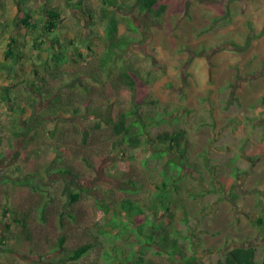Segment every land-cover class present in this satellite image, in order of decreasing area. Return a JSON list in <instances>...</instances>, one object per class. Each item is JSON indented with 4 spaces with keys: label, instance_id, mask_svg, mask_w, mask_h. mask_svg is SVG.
Listing matches in <instances>:
<instances>
[{
    "label": "rangeland",
    "instance_id": "1",
    "mask_svg": "<svg viewBox=\"0 0 264 264\" xmlns=\"http://www.w3.org/2000/svg\"><path fill=\"white\" fill-rule=\"evenodd\" d=\"M75 1H29L36 5V18L41 6L62 14L58 29L44 36L46 44L36 53L30 37L25 39L24 31L17 29L15 0H0V57L10 35L28 39L25 60L16 65V74L0 72V87L37 79L32 62L41 63L44 71L49 48L57 45L70 61L49 78L50 85L62 93L67 109H81L79 115L73 109L61 116L49 114L44 107L51 99L40 98L35 110L42 125L37 127L36 119L30 118L16 135L17 113L0 103V264H107L104 253L111 246L104 235L98 234L101 245L95 238L105 222L95 198L111 203L131 198L147 206L166 163L179 160V150L167 143L143 138L131 155L123 153L113 137L107 121L132 105V92L119 79L126 64L134 70L135 98L144 115H166L163 123L149 126L147 138L165 131L185 132L182 144L188 164L175 177L168 206L157 201L163 230L182 235L188 255H197L193 264H222L239 243L256 246V260L264 264V159L253 165L248 160L249 155L264 153V0H160L167 10L159 19L141 13L137 0H108L113 1L108 15L118 18L119 34L131 40L125 59L111 56L108 61L103 58L110 26L100 19L102 0L82 1L83 8L95 12L96 24L74 8ZM17 89L21 98L31 92L25 85ZM21 98L15 102L22 103ZM10 139L15 147L8 145ZM60 145L66 147L63 163L53 161L59 150L52 148ZM164 150L168 151L162 155ZM230 165L244 172L235 178ZM61 168L77 172L87 189L71 209L73 216L60 214L72 177ZM32 175L50 195L44 218L37 208L46 198L14 182ZM14 216H25L27 232L12 222ZM143 221L137 215L130 229L116 230V245L126 250L134 245L147 260L175 264L146 241L149 227L140 228ZM91 241L95 245L82 258L62 261L63 250Z\"/></svg>",
    "mask_w": 264,
    "mask_h": 264
},
{
    "label": "trees",
    "instance_id": "2",
    "mask_svg": "<svg viewBox=\"0 0 264 264\" xmlns=\"http://www.w3.org/2000/svg\"><path fill=\"white\" fill-rule=\"evenodd\" d=\"M29 1L30 0H15L20 20V24H16V26L18 27L17 29L24 31L23 36H25V39L28 36L30 37L32 40V50L36 53H40L43 49V45L46 44L44 36H50L58 29L59 21L62 20V14L53 7L41 6L40 10L42 11V14L36 18L34 12L36 5L34 3H29ZM82 1L83 0H77L73 2L72 5L75 9L81 10L90 20V23L96 24L97 21L94 20V11L92 9L83 8ZM109 1L102 0V6L100 7L99 12L100 19H106L110 26L107 36L108 44L106 45L107 58H103L104 61H108V57L111 56H113V59H116L117 57L125 59V50L131 42V40L127 39V37L119 34L120 23L118 18L114 15H108L110 4L113 3V1ZM137 7L141 13L150 12L151 16L155 19H159L167 10V4L161 2L160 0H137ZM39 36L41 37L40 39L38 38ZM27 43L28 39L27 41H21L16 38L15 35H10L6 44V49L3 51L2 57H0V72L8 71L11 74L17 73L16 65L22 64L27 56L24 51L25 47H27L25 44ZM231 44L236 43L235 41H232ZM49 49H51V51H49L50 54L48 59L50 61L48 62V60H45L42 64L44 71L43 69H40L41 63H37L36 61L32 62L35 67L33 72L37 79H20L18 82L9 83L0 87V103L8 104L17 113V119H14L16 124L14 132L16 135H20V132L24 130L22 122H29L30 118L36 119L37 113L35 107L40 98H43L44 101L51 99L52 104L44 107L45 111L49 112V114L61 116L65 114V112L73 109H67V104L61 103L62 93L54 91L49 82V78L55 76L54 73L61 70V67L66 65L70 59L67 55H64L63 51L57 45H53ZM80 55L81 53L77 54V56ZM72 60L74 61V59ZM133 71L134 70L129 66V64H126L121 68L119 73L121 83L132 92V105L129 109L121 110L113 120L107 121L111 127L113 137L117 139L119 147L123 153L129 152L133 155V152L140 147L143 138H145L149 142L169 144L170 148H176V150H179L180 157L179 160L170 159L166 163V168L162 170L163 179L156 185L154 197L152 198L151 203L147 206L141 205L138 202L133 201L131 198H122L116 203H111L102 196L95 198L98 210L102 211L105 216V222L102 223L103 227H99L97 235H104L106 241L110 243L111 246V250L107 249L105 251L104 258L106 259L107 264H112V262H117V264H160L155 263L152 260H147L144 252L134 249V245H131V249L129 250L122 249L116 245L115 231L121 227L130 229L135 216L142 215L144 217V221L140 228L143 229L145 225L149 227V232L145 235V239L149 244H154L159 248L156 250L157 254L162 257H166L169 262H173L175 264L179 260H181L184 264H193V262L196 263L197 261V255H188L185 246L181 243L182 235L176 230L173 235H171L167 230H163L159 223L160 215H158L157 204V201H159L163 206H168L167 201H170L172 186H176L174 182L175 177L179 176L182 173L183 168H185L188 164V162H186V147L182 144L185 142V132L183 130L173 132L165 131L158 134L154 138H147L149 134V126L151 124H161L167 119L164 113L149 116L144 115L141 111V106L135 98L136 87L131 76V72ZM19 85H25V88L30 89L31 92L21 98L17 94V90H20L17 89ZM19 98L22 99V103L15 102V100ZM152 102L153 101H151V103ZM73 112L79 115L81 113L80 107H74ZM33 123L38 127V125H42L43 122L40 119H36ZM95 124L97 127L101 125L100 122ZM47 134L51 137L55 135L54 131L51 129L47 130ZM87 137H89V134L84 131V138L87 139ZM2 143L3 138L0 137V144ZM8 145L14 147L16 146L12 139L9 140ZM64 147V145H60V147L52 148L53 150H59L58 154L53 158V161L63 163V153L66 152V147ZM167 151L168 150H164L162 155ZM263 159V152L257 155L248 156V160L252 165ZM230 167L234 168L233 171L231 170V173L234 174L235 178L238 177L240 172H244V169L241 171L235 165H230ZM251 169L252 168H249L246 172H251ZM60 170L63 172L68 171L66 168H61ZM68 173L72 177L69 179V184L65 187V195L68 200L62 205L60 213L62 216L64 214L73 216L70 212L71 209L81 200L83 192L87 190L79 183V175L77 172L69 170ZM35 176H26L14 182L29 186L32 190L37 191L42 200L44 197L46 198V200L39 203L37 208L41 217L44 218V216L46 217L50 195L48 194V190L45 189V185L39 183V179L35 182V179L33 178ZM233 198H236L235 195ZM146 209H148V211ZM123 216H125V218H122ZM11 220L13 223L20 225L23 230L21 232H27V219L25 216H14L11 217ZM259 222L263 223V220H259ZM26 235L29 239L30 234L26 233ZM95 238L97 243L101 245V241H98V239L101 238V235H98ZM94 245L95 244L91 241L81 244L78 247L70 248V250L65 249L63 250L64 255L61 259L63 262L66 260H70L72 262L77 261L90 249H92ZM256 252V246L239 243L236 246H233L226 253L225 260L222 264H259L256 260ZM124 253H127V256H125V258H121Z\"/></svg>",
    "mask_w": 264,
    "mask_h": 264
}]
</instances>
